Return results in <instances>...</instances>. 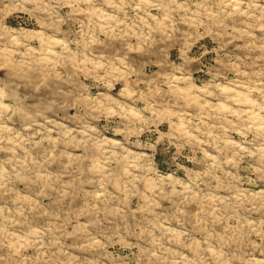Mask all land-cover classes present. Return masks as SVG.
<instances>
[{
    "label": "rangeland",
    "instance_id": "1",
    "mask_svg": "<svg viewBox=\"0 0 264 264\" xmlns=\"http://www.w3.org/2000/svg\"><path fill=\"white\" fill-rule=\"evenodd\" d=\"M0 264H264V0H0Z\"/></svg>",
    "mask_w": 264,
    "mask_h": 264
}]
</instances>
